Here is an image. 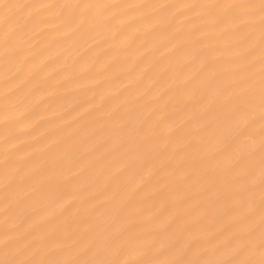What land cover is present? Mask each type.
<instances>
[{
  "label": "bare ground",
  "instance_id": "1",
  "mask_svg": "<svg viewBox=\"0 0 264 264\" xmlns=\"http://www.w3.org/2000/svg\"><path fill=\"white\" fill-rule=\"evenodd\" d=\"M0 2V259L260 258L259 0Z\"/></svg>",
  "mask_w": 264,
  "mask_h": 264
},
{
  "label": "snow or ice",
  "instance_id": "2",
  "mask_svg": "<svg viewBox=\"0 0 264 264\" xmlns=\"http://www.w3.org/2000/svg\"><path fill=\"white\" fill-rule=\"evenodd\" d=\"M51 7V5H49ZM21 7L20 5H13L0 2V9H11ZM66 7H70L66 5ZM84 7L92 8L95 5H85ZM107 7V6H101ZM191 7H197L191 5ZM208 9H222L231 10L235 12L239 9H244L249 12H254L258 9L259 18L261 24V41L264 44V0H259V4L255 3H214L199 5ZM6 18V17H5ZM224 17H218V21H222ZM235 22V20H234ZM10 41V36L5 33V44ZM262 63V76L260 85V108L261 119L264 121V48L261 52ZM236 132L238 137H243L247 134L246 127H237ZM262 136H264V123H262ZM260 199H261V221H260V258H252L251 248L239 249L236 254L229 259L222 258L220 248H213L209 251H201V246L196 243L191 244L185 251L181 249L179 253H176L175 258H169L166 260H160L155 258L156 253L152 250L142 251L140 255L143 257L136 261H121L116 259H89V260H57V259H17V258H4L0 259V264H264V139L261 142V183H260ZM236 239H239L238 237ZM229 243H232L229 241ZM7 247V245H6ZM243 256L244 258H240Z\"/></svg>",
  "mask_w": 264,
  "mask_h": 264
}]
</instances>
